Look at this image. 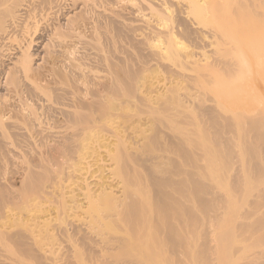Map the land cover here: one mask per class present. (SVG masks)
Here are the masks:
<instances>
[{"label":"bare ground","instance_id":"1","mask_svg":"<svg viewBox=\"0 0 264 264\" xmlns=\"http://www.w3.org/2000/svg\"><path fill=\"white\" fill-rule=\"evenodd\" d=\"M112 1L120 2L122 0H0V153L1 154L3 153L4 156L5 155L6 156L15 155L16 154V150H15L16 149V142L23 143V146L24 145L27 146L30 143H34V141H36V142L40 141L42 143V141L44 142L47 139L51 140L54 137L57 138L58 137V132H57L58 130L57 131H55V130L57 127H60V126L59 125L57 126L54 122H56L55 119L58 117H61L62 118L61 120H62V122H64L65 127L67 129L69 128V130H71V131H69V133L67 132L66 134L62 135L61 137H63L64 140H66V141L72 142V144L75 143L74 146L72 145V148L67 147L68 142L66 144V147H67L66 149H68V150H66V152L68 154L71 153L72 156H74L76 154L75 155L76 157L74 156L75 158L72 157V158H74V160L75 159L76 160L73 161L72 164L70 163L71 164V166H69L70 168L67 167L69 170V171L66 170L68 172V174L65 177H67V178H66L65 182L61 183V186L58 189L59 191L57 190L60 194L59 195L60 196L59 205L57 206V204H56V208L53 210V212L52 211L51 212H49V211L43 212L40 209V211H36V212L33 211L34 213H29L28 215H25V216H28L27 217L28 219L25 220L26 222H24V224H26V227L27 226L31 227V230H32L31 231V237L34 236L36 241H38V240L40 241L39 249L42 252V254H44V255L46 254L47 257H50V259H49V260H51V261H49L50 264H72V262L71 263L69 261L64 262V260L62 261V259L60 258L61 257L60 256L61 251L64 249H62L63 244L60 242L62 240L59 241L58 239L55 238L56 237L55 233H57V230H54V228L56 226L53 227L51 225V222L54 219V216L57 217L61 213L68 214L69 212H71V213L72 212H75V213L81 212L80 216L82 219L79 218V220H80L79 224H81V228L78 227L79 228L78 230L82 231V229H84L87 232L89 231V234H90V232H92V230H94L96 228V224L98 221H99L98 223H101V222L102 223L105 222V224L107 223L108 220L106 219L107 220L106 221L105 218L107 217V213L109 212L110 215H112V216L115 215L117 217V222L118 221L126 222L124 224L125 225L127 224L129 227L128 229L132 230L131 231L132 234L130 233L132 236L129 235L131 237V239H129V240L126 239L128 244L123 245L124 248L126 247L125 250H127L128 247L133 249V246L135 245V241H137L136 239H139V241L141 242L140 243L141 247L146 243V241L150 242V240L151 241L154 240L157 242L158 246L162 245L163 247H165V249H166L165 251H168V253L170 251L171 252L170 254H172V253L175 254L174 258L176 257V254L183 253V255H184L183 258L178 257L181 261L180 264H264V147L260 145V144L264 145V115H263L264 112L262 113V115L259 114L261 116L257 117L256 119L251 117L253 120L250 121V120H248L249 118H247V116H244L245 119H244V117L241 116L242 114H244V112H246V111H244L243 113L241 112L246 107L245 105H242V107H243V108L241 107L242 109L241 108L238 109L236 106L235 110H234L235 113L232 112L234 109V107H232L233 105H231V106L227 105V109H226L227 111L229 110L228 108L232 107L230 111L233 113V118L235 117L234 119L237 118V116L236 115L234 116V114H236L240 110L241 115L240 116L238 115V116H239V118L241 117L240 118L241 120L240 119L238 120V118H237V120L239 122H242V123L245 120L250 121V122H248L249 124L248 123H246L245 125L242 124L243 128H240V127H242L241 123H240L239 129H243V130H239V129L235 128V125H236L235 121L237 122V120H230V118H232V116H231L232 114L228 115V114H226V112L224 113V115L226 114V116H224V118L226 117L225 120L229 121V125L231 124L230 121L231 122L234 121L232 123H235V124H232V125H234V127L232 129H234V128L236 129V131L234 129L233 134H235L237 132V135L238 134L241 135V133L245 130L244 131L245 133L242 134L243 136L239 135L240 140L244 143L243 144L240 142L241 144H243V145L239 144V146L241 145L243 147L242 148L240 146L241 149H238V150L232 149V147H233L232 144L227 143L226 141H224V143H223L226 146V147H224L222 142L219 140H218L219 142H217V146L214 148L210 147V149H209V147H207V145L203 146L202 142L198 144V145H202V150L205 152V154L208 153V156L212 157L213 161L215 162L214 166L216 168H219L221 170L222 174L224 173V171L231 168V163L233 162L234 156L232 154L234 152L232 153V151H231V153H232L231 154L230 148H231V150H233L235 152L241 151V150L243 151L244 145H245L244 152L241 151L242 152L241 157H239V158L236 157V158L239 159V162L241 163V162H243V160L245 161L244 154L246 153L247 162H245V164L246 163L247 164L245 166L243 164L244 162L242 163L245 166L244 169L242 167V164L237 165V167H239L240 170L242 168L243 172L246 170L244 173L238 171V168L235 167L237 169V171H235V172L236 173L239 172L238 174L242 173V175L244 174L245 176L244 175L243 176L246 178L238 177V176H240L238 174L235 175V177H234V175L231 174L234 177V179H233V183L231 184V186L229 184L230 187L229 188H227L228 186L226 187L227 190L229 191V192L226 191V192H228L227 196H225V195L223 196V194L217 193L215 196H213L214 198H211L210 200H205V199L201 200L200 204H199L200 205V208H199L200 211L199 212L194 211L195 212L194 213V212H192V209H190L191 207L189 206L190 199L194 196V193H195V192H193L194 188H197L198 186H204L203 184H201L199 179H196V177L194 178L195 173L194 174L191 173L193 175V178H191V174L190 173L188 174V172L186 170L185 171L187 172V174H186V172L184 173L181 171L182 173L180 172L181 173L180 179H177V178L175 179L176 176L174 177L173 175H171V174H174L176 171L174 173L169 172V173H171L170 176L165 177V178H163V177L162 178H160V177L159 178H153L154 177L153 176L152 178L150 177L151 178L150 179L149 176H151V175L148 173V175H149L148 178L150 180L149 183L152 186V188L154 190H156V192L153 194L156 199L154 200V204L151 205L152 201H151V203L149 202L150 201L149 196L148 195L145 196V193L141 194L139 191V188H137V187L135 188L136 184H138L137 181H139V179H140V174L138 172V169L133 166V164L136 163V159H133L134 157H136V156H134L136 154L133 151V149L135 150L136 148H134L132 146L131 137L129 139L126 136L125 131L122 129V127H120V124H118L115 121V119L110 117L109 113H110V110H112V102H111L112 99L110 97L107 98L104 94V96L103 95L102 96H103V98H105V97L106 98L105 99L102 98L103 100L101 99L99 101L100 102L99 104H97L95 101H94V103H96V104H94L92 102H90L91 104L88 102L84 103L81 101L82 102L81 104L78 102V105H76L77 102H76V104H73L74 101H73V103H71L72 98H73L72 95L75 93L74 92L75 90H73V89L67 90L65 86H64L65 88L56 86L59 84L60 85L68 84V82H70L69 80H71V78L73 76H74V78L72 79V81L73 80L77 81V82L83 81V83H84L85 79L84 80H80V79L75 80L76 79L75 76H77V77L78 76H81V77L82 76H85V77L90 76L89 73H92V70H93V69H91L92 64H90V62H93L96 59L97 60L99 59L100 61H102L104 63V65L109 63L110 57L107 55L106 48L113 46L112 44H114V46H115L116 43H119L120 45H122L121 41H120V40H122V36L124 34L126 36V34L128 35L130 33L132 36L135 37V40H137L140 43H143L148 48H150V50L155 53L154 55L160 56V57L162 56L163 58H165L164 56L169 57V58L172 57L173 63L176 64L177 66H179V68H180V66H183V67L184 66L185 67L190 66V68H195V69L197 68L198 70L201 71V70H204L206 66L209 67L208 65H210V67H212V66L214 67V65H216L215 61L217 60L216 59L217 57H218V60L222 59V58H219L220 55H221V57L225 56L226 53H228V52H230V50H232V48L234 49V46H232V48L230 47L231 49L228 48V52H227L226 47L229 46L227 44L229 40L226 37H228V36H225V41H226V39L228 40L226 43L227 46L225 45L226 47L225 46L222 47V48L225 47V50H223V51H226V52H223V53H225V55L222 53V48H221V51H220V49H218V51H220V53L218 52L220 55L217 54L216 58L214 57V55H212L215 58V61H213L214 65L208 64V63H206V61L211 62L212 60L208 61V60H206L207 58H204V57L200 58L199 56H197L196 51L193 50L194 48L190 49L189 47L187 48L186 45L184 46V43L179 39V35H178L179 34L178 33L179 32V30H178L179 26L178 25L179 24H177V23L180 20H183L184 22L189 23L190 27L193 28L195 31L200 32V34L202 33V35H204V37L202 36L203 37L202 41L205 38L202 46L205 44V41L207 40V42H206L207 45L216 46V44H218V46L220 47V45H221L220 41H222L224 39L223 38L224 35L222 36L223 28L226 29V32H228L227 28H225L224 26H226V27L230 26V28L231 27L235 28L236 26L240 27L241 25H237V23H236V26H234L232 23H231L232 25H230L231 21L230 22L228 21L229 22L228 26L225 24H220L219 23L220 21L218 22V20H220V18L217 20L218 16H222L224 18V15H227L225 13H227V11L230 9H232L230 11H233V12H238V11H236V9H238L240 11H244V12H246L247 10L249 11L250 5L255 0H241V1L240 0H128L130 2V7H129V11L127 13L121 12V11H114V10L109 12L108 11V4H110ZM262 1L259 4L260 5L262 4V6H263L264 3H262ZM258 2H257V4L256 3H254V4L256 6L260 7V5H258ZM254 4H252V5H254ZM252 5H251V8L253 7ZM253 8H252V10H250L251 12H253L255 10ZM260 10H261V8H260ZM230 11H228V12H230ZM251 12H250V15H251ZM258 12L259 11L256 12V15H259ZM241 13H243V12H241ZM260 13H262V11H260ZM263 13H264V11H263ZM222 14H224V15H222ZM243 14L245 15V13H243ZM248 14H249V12H248ZM241 15H239V17H241ZM250 15L246 19H244L243 15H242L244 21H248L247 19L254 20L253 18H255L256 16L253 17L254 16L253 15L252 16L253 18L252 17L250 18ZM263 15L264 14H262L260 16L263 18ZM237 17H238V15H237ZM242 17H241V19L238 18V20L239 21L241 20L240 22L244 23ZM245 17H247V15ZM262 18H260V19H262ZM260 19H258V20L255 19L256 20L255 22L261 23ZM221 20H222V18H221ZM235 20L238 22L237 19H235ZM228 22H227V24H228ZM232 22H233V20H232ZM240 22H238V23H240ZM247 23H245V24L247 25V27L250 26L251 29L253 28V26H255V24L252 26L253 23H251V22H250L251 25L248 26ZM219 24L221 26L224 25L222 29H221ZM81 25H83V26L87 25V26H89L87 28H90L91 34H90L88 40L83 42L82 46L80 47L81 50H78L76 48L75 53H74L76 55H74L73 58H71L69 63H68L69 59L67 60V56L65 58L66 60H62V59L60 60L58 58L59 57V55H58L59 48L62 46L63 42L68 41V40L70 41L69 43L71 45H73L74 48L76 47L77 44L75 42L76 40L74 37L80 39V35H78V34H80V32H81V31H79ZM183 25H184V23H183ZM246 25L244 27L246 29H248V32H250L251 31V30H249L250 28H247ZM263 25H264V22H263ZM238 29L236 28V29H234L235 31L234 30L233 31L237 32L236 30H238ZM243 31L245 32L246 30H243ZM190 32H191V30H190ZM239 32H242V31H240V29H239ZM250 33H249V36L251 35ZM247 34L248 33H244L243 36H245V37L242 36L244 38V40L248 37V36L246 37ZM254 34L252 33L253 36L251 35V37H250L251 39L248 38L249 41L252 40V37L254 38ZM255 36H256L255 39H257L258 36L257 35H255ZM72 38H74V39H72ZM244 40H243V43H246V40H245V42H244ZM248 40H247V42H248ZM252 41L249 43H252ZM219 42H220V45H219ZM249 43H246V44L249 45ZM206 44L203 47H205ZM224 44H225V42H224ZM224 44H222V45H224ZM248 45H246V46H248ZM189 46H191V45H189ZM194 46H197V44L193 45V47ZM199 46H201V45H199ZM203 47H198V48L203 49ZM181 49H182V51H181ZM203 50H205V49H203ZM180 51H181V53H180ZM64 52L66 54L69 53L68 50H65ZM216 52H217V49L215 50V53ZM72 53H70V54H72ZM236 55L237 56L240 55L239 57H240V59L242 58V61L245 59V55L243 56V53H241V52L237 53ZM228 57H224V58H228ZM230 57H232L231 60H230V58H228L230 61L228 59H224V61L220 60L221 62L223 61L222 63H224L225 66L223 64L220 65V66H224V67H221L222 69L220 68L219 72L222 71V73L228 74L227 72L229 71L230 72L229 74L232 76L231 73H234L237 70L236 69L235 71H233L235 69L234 65H237L236 68H238L241 65L240 63H242V62H240L239 57H236L239 60L238 61L239 65L236 64L237 62H235V61H234V63H235L234 64V63H232L233 62L232 60L234 58L231 54H230ZM234 57H235V55H234ZM246 59L243 61L244 65L242 64V66L243 67L245 66L244 67L245 70H247V69L249 70L251 63L248 64V66H249L248 67L247 64L245 63V61L246 62H250V61H248V58H246ZM44 60H45V62L48 61L51 63L49 68L43 67L42 61L44 62ZM99 60H98V63L100 62ZM59 61H61V63L59 65H57V62H59ZM87 61H90V62H87ZM218 64H220V62ZM89 65H91V67ZM176 65L174 66L175 68H176ZM246 66H247V68H246ZM210 67H209V69H210ZM216 67H218V66L214 67L217 70ZM219 67H218V69H219ZM226 67H227V70L226 69L225 70L227 72H225V70L223 72V69ZM211 70H210V72H211ZM216 70L212 71L211 73H215ZM182 71H183V68H182ZM237 71L239 73L240 69L238 68ZM125 73H126V71H125ZM206 73H208V72H206ZM238 73H236V74H238ZM162 74L163 73H161V75ZM184 74H185V72H184ZM226 74L224 75L225 77L227 76ZM229 74L227 77H229ZM158 75L160 76V74H158ZM42 76H54L52 78H54L53 84H55V85L52 84L53 86H48V85L43 86L39 82L41 80ZM125 76H128L130 81H132L134 79L135 73L131 72L130 70H127V73L125 74ZM162 76H163V78H161L160 80L154 81L156 83V85H154V83H153V85L156 88L157 87L159 88V86H161L164 89V91L162 89L163 92L167 91L169 93V90H167V89H170V87H172L173 85H175V86H177V85L175 84V82H173L174 79L173 80H171L172 78L170 80L167 79L168 81L166 82V77H164L165 75L163 74ZM82 79H83V77H82ZM181 81H184V80L182 79ZM181 81H179V82H181ZM81 83L82 82H80V84ZM104 83H106V82H104ZM176 83H178L177 80H176ZM196 83H198L199 85L201 84V83H199V81ZM85 84H86V82H85ZM181 84H184V82ZM76 85H78V83ZM153 85H152V87H153ZM169 85H170V87L168 88ZM217 86L218 85H216L214 88L216 89ZM178 87H179V84H178ZM178 87H175L176 88L175 91L170 90L171 93H169V94L170 95L174 94L173 96L169 97L168 96L169 94L167 93V96L170 100H171V98L176 99V101H174L175 99L173 100L174 103L171 100L172 104H176L174 109L177 108L178 105H179L178 107H180L183 104V102H182L183 100L181 99V96L179 94H180V91H182L184 89H182V90L179 89L180 90L179 91ZM158 88L156 90H154L155 92L152 90V92H154L155 94H151L152 93V92H150L151 90L150 91L148 90L149 92L143 91L142 96H140V97H143V99L146 101V104H148V106L150 108L156 109V111H155V112H157L156 114H159L162 112L161 109L157 110V108L160 106H161V108H164L165 107L164 102H168L166 99L167 97L164 95V93L162 91L160 92L158 90ZM178 91H179V94H178ZM12 92H13V95L15 93V95L17 97V99L15 100L16 102L11 101V95H12L11 93ZM105 92L107 93L108 91L106 90ZM186 92H187V90H186ZM186 92H184V93H186ZM106 95L108 96L110 94H106ZM186 95H188V94H186ZM164 96L166 97L165 98L166 101H164L165 100L163 98ZM188 96H186V97H188V99H190L191 98L190 95H188ZM186 97L184 96L185 99H186ZM217 98L215 97V99H217ZM253 98H255V97H252L250 99L247 98V99H249V101L252 103L253 100L251 101V99H253ZM48 99L49 100L51 99L52 103L50 105L47 104L48 102L46 103V101H48ZM159 99H161L160 101L163 100L162 101V103L164 104L163 107H162L163 104L160 102H158L160 104V106H158V107L156 106V103H157V101H159ZM215 99H213V100H215ZM244 99H245V97H244ZM247 99H245V101ZM170 100H169V103H170ZM187 100H184L185 103H187L186 102ZM66 101L67 102L69 101L70 103L69 102L67 103ZM77 101H80V100H77ZM219 101H218V99H217V101H215L216 102L215 106H213L214 102H212L213 105L211 104V107L213 106V108L215 107V109H218L221 107L222 104L225 106L224 103H221V105H220L221 101L220 102ZM217 102L220 105V107H218V108L216 106V105H218ZM241 102L243 103L244 100H241ZM241 102L239 103L240 105L242 104ZM158 103H157V105H159ZM185 103L183 104V106L185 105ZM246 105H248V104H246ZM166 106H167V103H166ZM186 106H188V103ZM249 106L250 105H248V107L245 108V110L248 109ZM168 107H169V105H168ZM168 107H166V108L168 109ZM188 107H187L188 110H192V109H189L191 107H189V108ZM208 107L209 106L207 105L205 108H207V110L209 108H211V107H209V108ZM166 108H164L165 110L164 109L163 110L166 111ZM181 108L182 107H180L178 109H181ZM205 108L204 109L202 108L203 109L202 115L207 114V113L205 114V112H207ZM225 108H226V106H225ZM171 109L173 110V108H171ZM172 110H170V112ZM185 110H186V107H185ZM185 110L183 107V111H185ZM204 110H205V112H204ZM210 110H212V109H210ZM210 110L208 112L209 114H207L209 116L208 121L210 120V124H211L213 129L215 127L217 129V131H215L216 129H214V132H213V133H215V136L217 135V137L218 136L221 137V134H220L221 132L219 133V130L220 129L222 130V128H220V126L222 125L221 127H223V125H224V127H225L226 124H224L225 122L223 120H222V123L224 122L223 124L219 121L221 118V114H220L219 120H218L217 117H218V114L220 113L219 111H218L219 113L216 111V113H218V114H216L214 112L215 111L214 109H213L214 111L212 110L211 112H210ZM158 111H161V112L158 113ZM179 111L182 112L181 110H179ZM175 112H176V114L178 113L177 109ZM200 113H201V111H200ZM247 113L248 112H246V115H247ZM171 114H173V113L171 112ZM95 115H98V118L101 121L100 126L97 124V118H96L97 116H95ZM207 115L204 117H207ZM111 116H112V113H111ZM168 116H170V114ZM227 117H228V119H227ZM179 122H181V121H179ZM237 126H238V124H237ZM224 127H223V129H224ZM228 127H230V126H228ZM228 127H226V128H228ZM218 128H219V130H218ZM232 129H230V132H232ZM143 130H145V129L143 128ZM238 130L241 131V133H238L239 132ZM138 133H140V132H138ZM145 133H146V130H145ZM222 134L227 135L226 137H228V139L226 138V140H229L230 137H233L232 136L233 134L231 133V136H230L229 132H228V134H224V133H222ZM59 135H60V132H59ZM141 135H142V133H141ZM132 136H133V134H132ZM143 138H144V140H143V152H144V150L147 153L154 152L153 150H155L154 149V144H155L154 141L155 140H152V138L150 139L147 136L146 137L144 136ZM185 138H186V136L184 137V139ZM187 138H186V140H187ZM219 139H221V138H219ZM235 139L232 138V141H231V138H230L229 142L233 143L235 141ZM53 141H54V139H53ZM179 144H181V143H179ZM230 144L232 147L229 146ZM233 144H235V143H233ZM222 145L224 148L221 147ZM175 146H176V144H175ZM136 147H138V146H136ZM177 147L181 148L180 145H178ZM177 147H174V148L176 149ZM228 147H230V148H228ZM240 147H238V148H240ZM212 148H213V150H211ZM233 148H235V147H233ZM183 149H185V148H183ZM186 151L187 150H185L183 152V155L184 154L186 155L188 153V152L185 153ZM66 152H65V154H66ZM182 152H179V149H178V154H181ZM241 152H240V154H241ZM235 154L239 155V152L234 153V155ZM192 155H194V153ZM201 155H203V153ZM231 155L233 157H231ZM181 156H182V154H181ZM187 156H189V154ZM70 157L71 156H69V158ZM138 157H140V155ZM243 157H244V159H243ZM236 158H235V160H236ZM240 158H241V161H240ZM144 159H146V157ZM192 159H193V162H194V160H196V158L194 156H192ZM199 159H200V157H199ZM231 160H232V162H231ZM63 161H65V160H63ZM144 162H145V160H144ZM146 162H147V160H146ZM235 162H238V160ZM170 164H171V162H170ZM176 165H175V167L178 166V165L177 166ZM63 168H64V166H63ZM141 168H142V166H141ZM155 170H157V169H155ZM180 170H182V169L180 168ZM57 172H59V174H60V171H57ZM189 172H191V171H189ZM32 173H34V172H32ZM62 174L64 175V173H62ZM175 174L178 175L179 170H177V172ZM182 174H184V175H182ZM232 176H229V177L233 178ZM143 177H144V175H143ZM32 178L33 177H31L29 181H32ZM220 178H221V175H220ZM62 179L64 180V178H61V181H63ZM38 180H40V177ZM144 181H145V177H144ZM35 182H37V181H35ZM140 182H142V181H140ZM54 186H53V188H54ZM57 187H58V185H57ZM167 188H169L170 190L169 189L167 190ZM144 190H146V188H144ZM118 193H120L121 196L117 195ZM56 194H58V193H56ZM224 206H226V207H224ZM39 208H40V206H39ZM44 209H45V207H44ZM210 209H212V210L216 209L215 210L216 212L214 213V211H213L214 214L212 216H209V217L212 219V221H214V224L219 223L218 224V226H220L219 231L221 232V233L219 232L220 237L218 236L217 237L218 239L216 238V240H217V242H216V240L214 241V239H215L214 237L210 238L208 231H207L208 234L206 233V231H205L206 229L202 230V233H203V231H205V234H207L206 237H208L207 240L211 241V242L209 241L210 245H211L212 241L214 243L216 242V244L218 243L217 245H214V243L211 245V247L214 245L213 247L217 250V252H216L217 255L215 254L214 257L208 255L209 254L208 251L210 250L211 247L209 246L208 241L206 242V244H207L208 248L210 247L209 250L205 247L206 246L205 244H204L205 246L203 245V243L205 242L206 239L204 240L202 237H201V239H203L204 242L203 243L199 242V244L201 243V245H202V246L200 245L201 247L198 246L200 248L193 249V247L191 246L192 245L191 243H193V242H191V237H192L191 236V233H192L191 230H192V228L194 226L196 228V225L198 223L203 224L205 221H207L205 213H207V211ZM219 209H221V211ZM52 213L53 214L55 213V215H53ZM13 216H14L13 214H10L11 218H13ZM18 217H20V216H18ZM210 218H209V220H210ZM113 220H115V219L113 218ZM56 221H57V219H56ZM65 221H66V219H65ZM109 221H110V219H109ZM63 222H64V220H63ZM114 222H116V221H114ZM114 222L111 224L113 225ZM19 224H21V223H19ZM67 224L70 225V222ZM67 224H64V226H62V228H61V229H63L62 230L63 233H64V231L68 232V228H66ZM21 225H20V227H21ZM53 225H55V223ZM197 226L199 227V224ZM74 227H75V225H74ZM200 227H201V225H200ZM122 229H124V227ZM53 230L56 232H54ZM70 230H71V228H70ZM74 230L75 229H73L72 232ZM209 230H211V229H209ZM211 231H213V229ZM23 232H24V230H23ZM196 232H198V230ZM68 233H70V232H68ZM120 233H119V236H120ZM124 233L126 234V232H124ZM194 234H195V232H194ZM100 235H99V237H100ZM57 236H59V235H57ZM86 236H88V235H86ZM94 236H95V233H94ZM104 237H106V236H104ZM104 237H103V235H101V239L99 238V240L100 241H103V240L107 241V239H105ZM59 238H60V236H59ZM63 238H65V237H63ZM110 238H112V237H110ZM35 240H33V241H35ZM66 240H67V238H66ZM108 240H110V239H108ZM121 240H122V238H121ZM73 241H74V239H73ZM97 241H98V239H97ZM113 241H115V239H113ZM113 241H111V242H113ZM69 242L71 243V241H69ZM88 242H89V240H88ZM108 242L110 243V241H108ZM94 243H95V241H94ZM96 243H99V242H96ZM102 243H104V242H102ZM124 243H125V241H124ZM89 244H88V246H89ZM137 244L139 245L138 242H137ZM71 246L73 247V250H75V247L73 245H71ZM150 246H148V247H150ZM68 247H70V246L68 245ZM148 247H146V248H148ZM152 247L156 248L157 245L155 244V246H152ZM152 247H150V250H152L151 249ZM118 248L120 249V247H118ZM130 248H128V249L131 250ZM98 249H100V248H98ZM111 249H113V248H111ZM102 250H104V248H101V251ZM146 250L150 251L149 249H146ZM157 250H158V247H157ZM211 250L213 251L214 249H211ZM211 250H210V252H212ZM216 250H214V251H216ZM66 251H69V250H66ZM141 251H142V249H141ZM75 253H77V252L75 251ZM126 253H127V251H126ZM145 254H146V252H145ZM152 254H153V252H152ZM180 255L182 256V254H180ZM1 256L2 255H0V264H13V262H12L13 259L11 260L7 257L1 258ZM44 257H46V256H44ZM149 257L151 259V256H149ZM68 258H69V256H68ZM41 260H43V259H41ZM44 261H46V260H44ZM136 262H137V260H136ZM141 263H143V262H141ZM177 263L178 262H176V264Z\"/></svg>","mask_w":264,"mask_h":264},{"label":"rangeland","instance_id":"2","mask_svg":"<svg viewBox=\"0 0 264 264\" xmlns=\"http://www.w3.org/2000/svg\"><path fill=\"white\" fill-rule=\"evenodd\" d=\"M258 1L255 0V1L252 2V4H254V3L257 4V2H258V5H260L259 3H261L262 0H258ZM262 3H264V0L262 1ZM251 5H250V9L248 8L249 11L247 10L246 12H244V11H240V10L236 9V11H238V12L240 11L238 13V12L230 11V10H232V9H230V10H228L230 12L227 11V13H225L227 15L222 14V15H224V18L222 16H218L217 20L220 18V20H218V22L220 21L219 22L220 24H225V25L228 26L229 22L231 21L230 25L233 24L234 26H236V23H237V25H241L240 26L241 28L238 27V26H236L235 28H233V27L230 28V26L226 27L224 25L221 26L219 24L221 29L224 26L228 30V32H226V29L223 28L222 32L224 34L222 33V36L224 35L223 36L224 39L223 38L222 39L224 41L221 39L222 40V41H220L221 45H220V42H219L220 47L218 46V44H216V46L207 45L206 44L207 40L205 41L206 46L203 47L205 44L203 46H202V44H203V41L205 40V38L202 41V38L204 37V35H202V33L200 34V32L195 31L193 28L190 27L189 23H186L183 20H180L177 23V24H179L178 25L179 26L178 27L179 28L178 29L179 30V32H178L179 33L178 34L179 35V39L184 43V46L186 45V47L187 48L189 47L190 49L194 48L193 50L196 51L197 56H199L200 58L204 57V58H207L206 60H208V61L212 60L211 62L210 61L209 62L206 61V63L214 65L213 61H215V58L217 57L216 55L220 53L221 48L223 46H225V45L227 46V44H228L229 45L228 47L225 46L227 48V52H228V48H230V47L232 48V46H234V49L232 48V50H230L231 53L228 52L229 54L226 53V55H225V53H223V52H226V51H223V50H225V47L222 48V53L225 56L221 57V55L219 54L220 55L219 58H222V59L218 60V57H217L216 58L217 60L215 61L216 65H214V67L215 66L219 67L222 64L224 65V63H222L224 61V59L230 58V60H231L232 57H230V54L234 58L232 60L233 61L232 63H234V61H235V62H237L236 64H238L239 60L236 57H239L241 54L238 55V56L236 54L241 52V53H243V56L245 55V59L248 58V61H250V62H246L245 61L247 66H248V64L251 63L250 64L251 66L250 67L248 66L249 70L248 69L247 70L244 69L245 66L243 67L242 64H243V61L245 59L242 61V58L240 59V57H239V59H240V62H242V63H240L241 65L238 67L240 69L239 73L237 71L238 68H236L237 65H234L235 69L233 71H235L236 69L237 70L234 73H231L232 76L229 74L230 73L229 71L228 72L226 71L227 67L223 69V72L226 69L225 72H227L229 74V77H227L228 74L222 73V71L219 72L220 68L224 67L225 65L224 66H220L219 69H218V67H216L217 70L213 66L210 67V65H208L210 67V69H209V67L206 66L205 69L201 70V71L198 70L197 68L196 69L195 68H190V66H187L188 68L185 67V66L184 67L180 66V68H179V66H177L176 64L173 63L172 57L169 58V57L164 56L165 58H163L162 56L160 57V56L154 55L155 53L153 51H151L150 48H148L143 43H140L137 40H135V37L132 36L131 33H130L128 35L126 34V36H125V34L122 36V40H120L122 45H120L119 43H116L115 46H114V44H112L113 46H110L109 48H106L107 55L110 57L109 58V63L104 65V63L102 61H100L99 59L98 60L101 63L100 62L98 63L97 59L94 60L93 62L87 61V62H90V64H92V67H93L92 68L91 65H89L91 67V69H93L92 73H89L90 76H86V77L82 76L83 79H82L81 76H78V77L75 76V78H76L75 80H79V79L80 80H84L85 79L86 81L84 80V83H83V81H80L83 84L82 83L80 84V82H77V81H74V80L72 81L74 76L73 77L71 76L72 78H71V80H69L70 82H68V84H66V85L65 84L64 85H60V84L56 85L58 87H64L65 86L67 90H69V89L70 90H72V89L75 90L74 91L75 93L72 95L73 98H72L71 103H73V101H74L73 104H76V102H77L76 105H78V102L81 104L82 102H84V103L85 102L86 103L87 102L88 103H90V102L94 103V101L97 104H99L100 103L99 101L103 98L104 94H105V96L107 98L110 97L112 99V101L110 100L112 102V110H110V113H109L110 117L115 119V121L118 124H120V127H122V129L125 131L126 136L129 139L131 137L132 146L134 148H136L135 150L133 149V151L136 154V155H134L136 157L133 158V159H136V163H134L133 166L138 169V172L140 174V179H139V181H137L138 184H136L135 188L136 187L139 188V191H140L141 194L145 193V196L146 195L149 196V200H150L149 202L151 203V201H152L151 205L154 204V200L156 199L155 196L153 195L156 192V190H154L152 188V186L150 185V183H149L150 182V180H149L150 177L152 178L154 176L153 178H159V177L160 178H162V177L165 178V177H169L171 173H174L175 171L177 172V170H179V174L178 175L175 174L176 172L174 173L175 175L174 174H171V175H173L174 177L176 176L175 179L176 178L180 179L182 172L185 173L187 171L188 174L189 173L190 174L191 173L192 174L195 173L194 174V178L196 177V179H199L201 184H203L204 186H198L197 188H194L193 192H195V193H194V196L192 195L193 196L191 198L192 200L190 199L189 206L191 207L190 209H192V212H194V211L195 212H199L200 211L199 210V208H200L199 204H200L201 200H204V199L205 200H210L211 198H214L213 196H215L217 193L218 194L219 193L223 194V196L224 195L227 196V193L229 192L227 190V188H229L231 186V184L233 183V179H234L235 175H237L239 173V172H237V173L235 172V171H237L236 168H238V171H240L242 173H244L246 171L245 170L243 172L242 168L240 170V168L237 167V165H240L243 162H244L243 164L245 166L247 164V163L245 164V162H247L246 153L245 154L243 153L244 157H245V161L243 160L244 157L242 159L243 162H241V163L239 162V159H237V158L241 157L242 152H244L245 145H244V150L243 151L241 150L242 152L241 151L235 152V151L231 150L230 147H228V148H230V153H231V151H232V153L233 152L234 153H238L239 152L240 156L236 155V154L234 155V153L233 154L231 153L234 156L233 157L231 155V157H233V162L231 160V162H232L231 163V168H229L228 170L224 171V173L222 174L221 170L214 166L215 162L213 161L212 157L208 156V153H206L207 154L206 155L205 152L202 150V145H198V144L202 142L203 146L207 145V147H209V149H210V147H213V148L216 147L217 146V142L221 141L222 144H223L224 141H226L227 143H231L232 146L235 147V148H233L231 146V144H230L229 146H231L232 149H234V150L241 149V147H242L241 145H243L244 143L240 140V136H243L242 134L245 133L244 132L245 130L242 133H241V131H239V130H243V129H239L240 123H241V126H242V124L245 125L246 123H248L251 120H253L252 118L256 119L257 117L261 116L262 113L264 112V25H263L264 15H263V18L260 16V15L264 14L263 13L264 4H263V6L261 4L260 7L256 6L255 4L254 5L256 7L254 5H252L254 7V8L253 7L252 8L255 9L253 12L250 11V10H252ZM129 7H130V2L128 0H122L120 2L112 1L110 4H108V11L111 12V11L114 10V11H121V12L127 13L129 11ZM260 8H261V10H260ZM256 10L259 11L258 12L259 15H256V12H257ZM260 11H262V13H260ZM241 12L245 13V15L243 13H241ZM248 12H249V14H248ZM250 12H251V15H250ZM240 13L243 15L244 19L248 18L249 15H250V18L253 15H254L253 17H255V16L256 17L255 18L252 17L254 20L247 19L249 21L248 22V21H244L242 15ZM237 15H238V17H237ZM239 15H241L244 23L240 22L241 20L240 21L238 20V18L241 19V17H239ZM246 15H247V17H245ZM259 17L262 18V19H260ZM221 18H222V20H221ZM234 18L237 19L238 22H240V23H238ZM257 18L260 19V22L262 24L259 23V22H255L256 20H258ZM232 20H233L234 23L232 22ZM227 22H228V24H227ZM250 22L253 23L252 26L255 24V26H253L252 29L249 26V25H251ZM183 23H184V25L185 24L186 25L184 26ZM245 23H247L249 27H247V25ZM245 25H246L247 28H250L249 30H251L250 31L251 33L248 32V29H246L244 27ZM85 26L81 25V27L79 29V31H81L80 34H78V35H80V39L74 37L75 40H76L75 42L77 44L75 48L73 47V45H71L69 43L70 42L69 40L63 42L62 46L59 48V51H58V55H59L58 58L60 60L61 59L62 60H66L65 58L67 56V60L69 59L68 60V63H69L71 58H73V56L76 55V54H74L76 48L78 50H81L80 47L82 46L83 42L87 41L89 36H90V34H91L90 28H87L89 26H87V25H85ZM236 28L237 29L239 28L240 31H242V32H239V29L236 30L237 32H234L235 31L234 29H236ZM242 29L246 30L247 32L246 31L244 32ZM190 30H191V32H190ZM244 33H248L246 35V37L247 36L248 37L245 39L246 43H249V42H251L253 40L252 43H249V45L246 44V43H243V40H244L243 37H245V36H243ZM249 33L251 35H252V33L253 34L255 33L254 34V38L252 37V40H250V41L248 40V38L251 37V35L249 36ZM255 35L258 36L257 39H255V37H256ZM225 36H228L226 38L230 42L227 39L225 41ZM74 38H72V39H74ZM245 40H244V42H245ZM247 40H248V42H247ZM227 41H228V43H227ZM224 42H225V44H224ZM196 44H197V46L193 47V45H196ZM198 44L201 45V46H199ZM222 44H224V45H222ZM189 45H191V46H189ZM246 45H248V46H246ZM198 47H203V49H205V50L199 49ZM216 49H217V52L215 53ZM218 49H220V51H218ZM65 50H68L69 53L66 54L64 52ZM181 51H182V49H181ZM181 51H180V53H181ZM70 53H72V54H70ZM233 54L235 55V57H234ZM212 55H214L215 58ZM224 57H228V58H224ZM220 60H223V61L221 62ZM218 61L220 62V64H218L219 63ZM60 63H61V61L57 62V65H59ZM50 64L51 63L48 62V61L47 62H45V60H44V62L42 61V65H43L44 68H49ZM175 65H176V68L174 67ZM247 66H246V68H247ZM182 68H183V71H182ZM127 70H130L131 72L135 73L134 79L132 81H130L128 76H125V74L127 73ZM210 70H211V72L216 70V72L215 73H211ZM125 71H126V73H125ZM184 72H185V74H184ZM206 72H208V73H206ZM161 73H163L165 75L164 77H166V82L172 78L171 80L174 79L173 82H175V84L177 85V86L173 85L172 87H170V85H169L168 88L170 87V89H167V90H169V93H171L170 90L171 91H175L176 90L175 87H178V84H179L178 90L179 89L180 90L184 89V90H182L183 92L179 90L180 94H179V91H178V94L181 96V99L183 100V101L181 100L183 102V104L185 103L184 100H187L188 97H189L188 95H190V97L192 99L190 98L191 100L188 99L186 102L188 103V106L191 107V108L186 106L187 103H185L184 106H183V104H182V106H180V107H182L181 109H178V108H180V107H178L179 105L177 106V108L174 109L176 104H172L171 102L175 98L174 99L171 98L172 101L168 98V96L171 97L174 94L170 95L167 91L163 92L164 89L161 86H159V88L158 87L157 88H158V90L160 92L163 89L162 92L167 97L166 98L164 96L163 98L164 99L166 98L167 101H168V102H164L165 103V107L164 108L168 107V105H169L168 109L166 108V111H164L165 109L161 108L160 104L158 103V102L162 103V101L164 100L163 98H162L163 99L162 101H160L161 99H159V101H157V103L159 105H157V103H156L157 107L160 106V107H158L159 109L157 108V110L161 109V111H162V112L158 111V113L161 112L159 114H156L157 112H155L156 111L155 108H150L148 106V104H146V101L143 99V97H140V96H142V94H143L142 92L143 91L144 92H149L151 90L150 92H152V90L154 91V90L157 89L156 87H154V85H156V83L154 81L160 80L161 78H163V76H162L163 74L161 75ZM236 73H238V74H236ZM158 74H160V76ZM225 74L227 75L226 77L224 76ZM52 77H54V76H42L41 80L39 82L43 86H45V85L46 86L47 85L48 86H53L55 84H53V79L54 78H52ZM182 79L184 81H181ZM176 80H177L178 83H176ZM179 81H181V82H179ZM198 81H199V83H201L200 85L198 83H196ZM76 82L78 83V85H76L77 84ZM85 82H86V84H85ZM104 82H106V83H104ZM183 82H184V84H181ZM153 83H154V85H153ZM151 84L153 85V87H152ZM214 85L215 86L218 85L217 86L218 89L216 88L217 90L214 88L215 87ZM185 89L187 90V92H186ZM106 90L108 91L107 93L105 92ZM154 92H152L151 94H155ZM184 92H186V93H184ZM167 93L169 94L168 96H167ZM11 94L13 95V92ZM106 94H110V95L107 96ZM186 94H188V95H186ZM12 95H11V101L16 102L15 100L17 99V97H16L15 93H14L13 96ZM184 96L185 97L188 96V97H186V99H185ZM215 97L216 98L218 97L217 98L218 101L219 100L221 101V102L219 101L220 105H221V103H224L226 108H225V106L223 104L220 107L218 102H217V104L219 106L218 105H216V106H217V108L218 107H220V108H218V109H215V107L213 108V106H215V103H216L215 101H217V99H215ZM244 97H245V99H247V98L250 99L252 97H255V98L251 99V101L253 100V102H252L253 104L249 101V99H247L246 100L247 102H246ZM105 98H103V99H105ZM166 99L164 101H166ZM168 99L170 100V103H169ZM213 99H215V100H213ZM77 100H80V101H77ZM241 100H244V102L242 103ZM174 101H176V99ZM174 101H173V103H174ZM212 102H214V105H213ZM240 102L242 103L241 105L239 104ZM46 103L48 105H50L52 103L51 99L50 100L48 99V101H46ZM96 103H94V104H96ZM166 103H167V106H166ZM245 103L250 105L249 108L250 107L251 108L250 109L248 108L249 110L248 109L245 110V108L248 107V105H246ZM211 104L213 105L212 107H211ZM207 105L209 107H211V108L208 107L209 108L208 110H207V108H205ZM227 105H230V106L233 105L232 107H234V109H233L232 112H234L236 106H237L238 109H240L242 107V105H245L246 107L244 106L245 108L241 112L243 113L244 111H246V112H248L247 115H246V112H244V114L241 115V112L239 110L238 112L236 111L238 114L236 113V114H234V116L236 115L238 120L241 118V117L239 118L240 115L242 117L247 116V118H249L248 120H250V121L245 120L244 121L245 123L244 122L242 123V122H239L237 120V118L234 119L235 117L233 118V113L230 111L232 107L228 108L229 110L227 111L226 110L227 109ZM163 106H164V104L162 105V107ZM183 107H184V110H185V107H186L185 111H183ZM187 107L189 109H192V110H188ZM171 108H173V110ZM202 108L206 109L207 112H205V110H204L205 114L206 113L209 114L208 112H209L210 109H212V110L214 109L215 111L214 110L213 111L215 113H216V111L220 112V113L218 112L219 114L216 113V114H218L217 118L219 120V116L221 114V118H220L219 121L222 123V120H223L225 122V123L224 122L223 123L226 124L225 127L223 125V127H224V129L226 131L223 129V127H221L222 126L221 124H220L221 126L219 125L220 128H222V130H223V131L221 129L219 130V128H218L219 133L221 132L220 133L221 137L220 136L217 137V135L215 136V133H213L214 129H216V127L214 126L215 128L214 129L212 128V126L210 124V120L208 121L209 116L207 114L206 115H207L208 118L204 117L206 115H204V114H203L204 116L202 115V113H203V109ZM176 109H177V112H178L177 114L175 112ZM170 110H172L171 112L173 114H171ZM179 110H181L182 112H180ZM212 110H210V112ZM200 111H201V113H200ZM225 112L228 115L232 114L231 116H232L233 119L230 118V120H237V122L235 121V123H236L235 128L239 129L238 133H241V135L240 134L237 135V132L235 134H233L235 128L232 129L234 127V125H232V124H235V123H232L234 121H232V122L230 121L231 124L229 125V121L225 120L226 117L224 118V116H226V114L224 115ZM111 113H112V116H111ZM167 114L168 115L170 114V116H168ZM259 114H261V115H259ZM263 115H264V113H263ZM95 116H97L96 117L97 118V124L100 126L101 125V121L98 118V115H95ZM61 119H62L61 117H58V118L55 119L56 122H54L57 126L58 125L60 126V127H57L58 129L57 128H56V130L54 129L55 131L58 130L57 131L58 132V137L57 138L54 137L51 140L47 139L48 141L47 140L44 141V142L42 141V143L40 141H37V142L34 141V143H30L27 146H25V145L23 146V143L16 142V149H15L16 150V154L15 155H13V156L12 155L11 156H6L5 155L4 156L3 153L2 154L0 153V255H2L1 258L2 257L3 258L7 257V258H9L11 260L13 259L12 260L13 264H50L49 261H51V260H49L50 257H47L46 254L45 255L42 254V252L39 249L40 241L39 240L36 241L34 236L31 237V231H32L31 227H29V226L26 227V224H24V222H26L25 220L28 219L27 218L28 216H25V215H28L29 213H34L36 211H40V209L43 212H48V211L49 212H51V211L53 212V210L56 208V204H57V206L59 205V202H60V196L59 195L60 194L58 192L59 191L58 189L60 188L61 183L65 182V180L67 178V177H65L68 174V172L66 170H68V168H70L69 166H71L72 162L76 160V159L74 160V158L76 157L75 156L76 154L74 155L75 156L74 157V156L71 155V153L68 154L66 152V150H68L66 148L67 147H71L72 148V145L74 146L75 143L72 144V142L66 141V140H64L63 137H61L62 135L66 134L67 132L69 133V131H71V130H69V128L67 129L65 127V124H64V122H62ZM227 119H228V117H227ZM244 119H245V117H244ZM179 121H181V122H179ZM237 124H238V126H237ZM228 126H230V127H228ZM226 127H228L229 129L226 128ZM143 128L146 130V133H145V130H143ZM240 128H243V126L240 127ZM230 129H232V132H230ZM236 129H235V131H236ZM215 131H217V129ZM59 132H60V135H59ZM136 132L137 133L140 132V133L137 134ZM228 132L230 133V136H231V133L233 134L232 135L233 137L229 136L231 138V141H232V138L233 139L236 138L235 141L233 142L235 144H233L232 142H229L230 138H229V140H226V138L228 139V137H226L227 135H223L222 134V133L228 134ZM141 133H142V135H141ZM132 134H133V136H132ZM144 136L145 137L147 136L148 138H150V139L152 138V140H155L154 141L155 142V144H154V149L155 150H153L154 152L147 153V152H145V150H144L145 153L143 152V140H144L143 137ZM185 136H186V138L188 137L187 140H186V138L184 139ZM219 138H221V139H219ZM53 139H54V141H53ZM67 142H68L69 146L67 145V147H66ZM240 142L243 143V144H241ZM174 143L176 144V146H175ZM179 143H181V144H179ZM239 144H241L240 145L241 147L239 146ZM178 145H180L181 148H178L177 147ZM223 145L221 147H223ZM260 145L264 147V145H262V144H260ZM136 146H138V147H136ZM174 147H177L179 149V152H182L183 150L184 151L187 150L185 153H187V152L188 153L186 155L184 154L185 155L184 156L183 155L184 151H183L181 153L182 156H183L182 157L181 154H178V149L176 148L177 149L176 150ZM182 147L185 148V149H183ZM224 147H226V146L224 145ZM238 147H240V148H238ZM213 148L211 150H213ZM65 152H66V154H65ZM240 152H241V154H240ZM151 153L152 154L154 153V154L152 155ZM193 153H194V155H192ZM202 153H203V155H201ZM188 154H189V156H187ZM68 155L71 156V157L69 158ZM139 155H140V157H138ZM144 156L146 157V159H144L145 158ZM192 156H194L196 158V160H194V162H193ZM72 157H74V158H72ZM199 157H200V159H199ZM235 158H236V160H235ZM63 160H65V161H63ZM144 160H145V162H144ZM146 160H147V162H146ZM237 160H238L239 163L235 162ZM240 161H241V158H240ZM170 162H171V164H170ZM176 164L179 167L181 166L180 168L182 170H180V168ZM243 164H242V167L244 169L245 166ZM175 165L179 169L177 167H175ZM63 166H64V168L65 167L66 168L64 169ZM141 166H142V168H141ZM155 169H157V170H155ZM57 171H60V174ZM189 171H191V172H189ZM32 172H34V173H32ZM169 172H171V173H169ZM187 172H186V174H187ZM62 173H64V175ZM148 173L151 176H149ZM242 173L238 174V175H240L238 177H241V178L244 177L245 175L243 174L244 175L243 176ZM192 174H191V178H193ZM231 174H233L234 177ZM143 175L145 177V181H144ZM182 175H184V174H182ZM220 175H221V178H220ZM148 176H149V178H148ZM229 176H232L233 178H231ZM31 177H33L32 181H29ZM39 177H40V180H38ZM61 178H64V180L62 179L63 181H61ZM244 178H246V177H244ZM35 181H37L38 183L35 182ZM140 181H142L143 183L140 182ZM229 184H230V186H229ZM52 185L53 186L55 185L54 188H53ZM57 185H58V187H57ZM144 188H146V190H144ZM168 189L169 188H167V190ZM226 191H228V192H226ZM56 193H58V194H56ZM117 195H120V193H118ZM39 206H40V208H39ZM44 207H45L46 210L44 209ZM224 207H226V206H224ZM215 210L210 209V210L207 211V213H205L207 221H205L203 223L204 225L202 223H198L199 227L197 226L198 225L197 224L196 228H195V226L192 228V230H191L192 231V233H191V236H192L191 237V242H193V243H191V242L190 243L192 244L191 246L193 247V249L200 248L202 245H201V243L199 244V242L203 243L204 240L206 239L205 242L203 243V245L205 244L206 246L205 245L204 246L209 250V248L211 247V245L214 242L212 241L211 245L209 244L211 241L209 240L210 241L209 242L207 240V238H208V237H206V235L208 234L207 231L209 232L210 238H212V237L215 238L214 241L216 240V238L218 236L220 237V233L221 232L219 231L220 230L219 229L220 226H218L219 223L218 224H216V223L214 224V221H212V219L209 217V216H212L216 212ZM219 210L221 211V209H219ZM213 211H214V213H213ZM74 213L75 212H72V213L69 212L68 214L61 213L57 217L54 216V219L51 222V225L53 227L56 226L54 228V230H57V233H55V236H56L55 238L58 239L59 241L62 240L60 242L63 244L62 245V249H64V250L61 251V255H60L61 257L60 258L62 259V261L64 260V262L65 261H69L70 263L72 262V264H85V263L86 264H134V263L135 264H166L167 262H168L167 264H171L172 262H173L172 264H176V262H178L177 264H180L181 261H180V259L178 257H180V258L184 257L183 253H179V254H176V257H175L176 259H175L174 258L175 254H173V253H172L173 255L170 254L171 253L170 251L168 253V251H165L166 250L165 247H163L162 245L158 246L157 242L154 241V240H152V241L150 240V242L146 241V243L141 247V244H140L141 242L139 241V239H136L137 241H135V245L137 244V242L139 243V245L138 244H137L138 246L134 245L133 249L128 247L131 250H129L128 248H127V250H125L126 247L124 248L123 245L128 244L127 240L131 239L130 236H132L131 235L132 234V232H131L132 230L128 229L129 227H128L127 224L126 225L124 224L126 222H123V221H118L117 222V217L115 215H113L114 216L113 217L108 212L107 213V217L108 218L107 217L105 218V220L106 219L108 220V221L106 220L107 223L105 224V222L102 223L101 221H100L101 223H98L99 222L98 221L97 224H96V228L94 230H92V232H90V234H89V231L87 232L84 229H82V231L78 230L79 229L78 227L81 228V224H79L80 223L79 218L82 219L81 216H80L81 212H78V213H75V214ZM10 214L14 215L13 218L10 217ZM53 215H55V213ZM18 216H20V217H18ZM55 218L57 219V221H56ZM113 218L115 220H113ZM209 218H210V220H209ZM65 219H66V221H65ZM109 219H110V221L112 220L113 222L114 221H116V222H114V224L112 225L111 223H113V222L112 221L110 222ZM63 220H64V222H63ZM66 222L67 223L70 222V225L67 224ZM19 223H21L24 227L21 224H19ZM54 223H55V225H53ZM64 224H67L66 228H68V232H70V233L65 232V231L63 233V231H62L63 229H61V228H62V226H64ZM20 225H21V227H20ZM74 225H75V227H74ZM200 225H201V227H200ZM123 227H124V229H122ZM70 228H71V230H70ZM73 229H75L74 230L75 232L74 231L72 232ZM209 229H211V230L213 229V231H211ZM23 230H24V232H23ZM197 230H198V232H196ZM202 230H205L207 234H205V231H203V233H202ZM54 232H56V231H54ZM124 232H126V234ZM194 232H195V234H194ZM94 233H95V236H94ZM119 233H120V236H119ZM100 234L103 235V237L106 236L107 238L106 237H104V238L107 239V241L106 240L105 241L104 240L100 241L99 240V238L101 239V235ZM57 235H59L60 238ZM86 235H88V236H86ZM99 235H100V237H99ZM63 237H65V238H63ZM110 237H112V238H110ZM201 237L204 240L201 239ZM66 238H67V240H66ZM121 238H122L123 241L121 240ZM73 239H74L75 242L73 241ZM97 239H98V241H97ZM108 239H110V240H108ZM113 239H115V241H113ZM33 240H35V241H33ZM88 240H89V242H88ZM93 240L95 241V243H94ZM69 241H71V243ZM108 241H110V243ZM111 241H113V242H111ZM124 241H125V243H124ZM207 241H208V244L210 246L209 248H208V246L206 244ZM96 242H99V243H96ZM102 242H104V243H102ZM216 242H217V240H216ZM216 242L214 243V245L218 244V243L216 244ZM88 244H89V246H88ZM155 244L157 245L158 250H157V247L156 248L152 247V246H155ZM68 245L70 247H68ZM71 245H73L75 247V250H73V247ZM148 246L152 247L151 248L152 250H150V247H148ZM198 246H200V247H198ZM118 247H120V249ZM146 247H148V248H146ZM212 247L210 248V250L211 249L216 250L214 247L213 248ZM98 248H100V249H98ZM101 248H104V250L101 251ZM111 248H113V249H111ZM141 249H142V251H141ZM146 249H149L150 251H147ZM66 250H69L70 252L66 251ZM210 250L208 251V253H209L208 255L214 257L216 252H217V250L216 251H214V250L212 251L211 250L212 252H210ZM75 251L77 253H75ZM126 251H127V253H126ZM144 251L146 252V254H145ZM151 251L153 252V254H152ZM180 254H182V256ZM67 255L69 256V258H68ZM44 256H46L47 258L44 257ZM149 256H151V259H150ZM41 259H43V260H41ZM44 260H46V261H44ZM136 260H137V262H136ZM141 262H143V263H141Z\"/></svg>","mask_w":264,"mask_h":264}]
</instances>
